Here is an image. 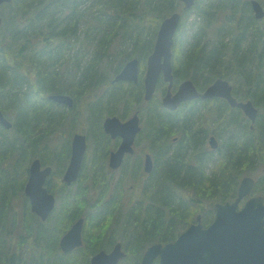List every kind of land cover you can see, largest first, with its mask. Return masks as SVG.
Here are the masks:
<instances>
[{
    "label": "trees",
    "instance_id": "16d2710c",
    "mask_svg": "<svg viewBox=\"0 0 264 264\" xmlns=\"http://www.w3.org/2000/svg\"><path fill=\"white\" fill-rule=\"evenodd\" d=\"M250 1L196 0L191 9L180 0H11L0 6V108L13 124H0V264H89L90 256L120 238L127 247L120 264H140L148 246L174 241L198 214L204 226L212 222L215 203L233 201L243 177H254L253 193L264 196V18H255ZM179 8L182 18L194 11L203 22L187 40L177 30L174 84L190 78L204 91L226 78L238 100L258 108L254 126L221 98L185 102L176 111L164 108L159 93L143 101L145 61L161 22ZM134 57L141 62L138 83L112 84L109 69L117 74ZM163 85L160 79L162 94ZM51 93H68L76 104L68 109L49 100ZM135 109L144 111L143 134L157 162L144 187L147 203L131 207L124 222V206L112 194L116 184L105 168L113 144L103 120ZM77 117L89 124L100 156L85 160L69 186L60 180L70 137L62 145L50 140ZM211 135L220 138L218 153L208 147ZM20 155L55 166L61 200L46 222L29 205L13 216L4 211L13 192L29 204L25 180L15 178L21 169L28 172ZM80 216L86 217L84 245L62 253L60 238Z\"/></svg>",
    "mask_w": 264,
    "mask_h": 264
},
{
    "label": "water",
    "instance_id": "95a60500",
    "mask_svg": "<svg viewBox=\"0 0 264 264\" xmlns=\"http://www.w3.org/2000/svg\"><path fill=\"white\" fill-rule=\"evenodd\" d=\"M184 9H191L196 0H180ZM11 0H0V6ZM251 7L257 19L264 18V7L259 0H251ZM182 14L176 11L166 17L157 32L154 49L147 59L144 77V97L152 100L160 78L168 82V88L162 97L165 108L174 111L179 105L194 99H225L231 107L239 108L252 122H256L258 108L252 100H238L233 94V85L226 78H217L204 91H200L192 79L182 81L174 91L173 46L175 35L180 25ZM0 24L2 17L0 15ZM140 79V60L137 57L129 59L121 71L116 74L113 82L129 81L135 84ZM49 99L72 107L74 98L68 94L53 93ZM0 123L6 128L12 127L11 120L0 109ZM104 130L112 137H121L122 142L110 156L109 165L117 168L121 165L124 155L134 151L133 145L141 130L139 112L129 119L122 121L118 116H108L103 123ZM210 145L216 149L219 145L217 138L210 137ZM87 136L76 133L72 140L71 158L63 176L68 185L79 178L87 149ZM153 159L146 155L145 171L153 169ZM52 173V167H42L39 158L33 160L29 169V177L25 193L30 198L31 210L46 220L54 210L56 197L46 187V181ZM255 178L245 176L238 188V195L233 201L217 202L215 218L206 227L202 223V215L197 216L196 222L184 230L176 240L166 244L150 245L140 264H264V196L252 195ZM84 218H79L63 235L60 246L63 251H71L83 244L82 229ZM127 255L122 243H117L111 251L101 250L92 256L90 264H119Z\"/></svg>",
    "mask_w": 264,
    "mask_h": 264
},
{
    "label": "flooded vegetation",
    "instance_id": "af4514ba",
    "mask_svg": "<svg viewBox=\"0 0 264 264\" xmlns=\"http://www.w3.org/2000/svg\"><path fill=\"white\" fill-rule=\"evenodd\" d=\"M186 80V79H185ZM184 81V80H183ZM182 82V81H181ZM180 82V83H181ZM179 83V84H180ZM178 84V85H179ZM51 94H53V93H51ZM62 94H68V93H62ZM50 95V94H49ZM49 95H48V98H49ZM68 95H70V94H68ZM70 96H72V95H70ZM73 97V96H72ZM198 99H201V98H198ZM49 100H51V99H49ZM194 100H196V99H194ZM194 100H188V101H185V102H192V101H194ZM202 100H204V99H202ZM206 100H208V99H206ZM51 101H53V100H51ZM54 102V101H53ZM74 102H75V99H74ZM185 102H183V103H185ZM55 103H57V102H55ZM183 103H181L180 105H179V107L183 104ZM57 104H60V105H64V107H66V105L65 104H62V103H57ZM178 107V108H179ZM67 108V107H66ZM69 108V107H68ZM177 108V109H178ZM1 109V108H0ZM176 109V110H177ZM175 110V111H176ZM134 114V113H133ZM133 114H131L127 119H129ZM114 116V115H113ZM119 117V116H118ZM122 121H125V120H127V119H122L121 117H119ZM105 119V118H104ZM104 123V122H103ZM140 124H141V130L139 131V133L137 134V135H140V133L143 131V129H145L144 128V126H145V124H144V121H143V119H142V117L140 116ZM103 129H104V127H103ZM105 131V130H104ZM76 133H83V134H85L86 136H87V143H88V140L89 141H91L90 139H89V136H88V132L87 133H84V132H82V131H79V132H76ZM76 133H74V135L76 134ZM105 133L106 134H108L109 136H110V140H111V142H112V144H113V146H112V148H111V150L109 151V153L108 154H105L104 155V158H105V168H106V164L108 163V167H109V169L111 170V172H113V173H115V174H112V177H113V179H114V182H115V184H116V187L114 186L111 190H112V194H114V193H117L118 194V197L119 198H121V201H122V204H123V206L125 207V205L127 204V203H131V201H133V200H135V199H137L134 203H133V205L131 206V207H133L134 205H137L141 200L142 201H144V203H147V196H146V193H145V190H144V187H145V185H146V183H147V181H148V179H149V177L151 176V174H152V172H153V169H154V167H155V164H156V157L154 156V154L152 153V152H150V149L147 147V152H146V150H140V149H138L137 148V146H136V144H137V140H138V138H137V136H136V139H135V142H134V145H133V148H134V151L132 152V153H126L125 155H124V158H123V161H122V163H121V165L119 166V167H117V168H111L110 167V165H109V162H110V156H111V153L113 152V151H116L118 148H119V146H120V144H121V142H122V138L121 137H119V136H117V137H112L109 133H107L106 131H105ZM73 135V136H74ZM212 136V135H211ZM210 136V137H211ZM210 137H209V140H210ZM217 138V137H216ZM72 140H73V138H72ZM72 140H71V143H70V157H69V161H68V163H67V166H66V168L68 167V164H69V162H70V158H71V151H72ZM218 140V139H217ZM95 141V140H94ZM94 141H92V143L94 142ZM147 144L149 143L148 141L146 142ZM210 143V142H209ZM218 143H219V140H218ZM96 144V143H95ZM111 144V143H110ZM218 147H219V145H218ZM217 147V148H218ZM89 148L90 147H88V145H87V149H86V153H85V157H84V161L85 160H88V159H86V157H88V151H89ZM216 148V149H217ZM147 154H150L151 156H152V159H153V169H152V171L151 172H147V171H145V159H146V155ZM99 156L100 155H95V154H93V156H92V158H91V161H95V159H97V158H99ZM103 157V156H102ZM36 158H39V157H34L33 159H32V162H33V160H35ZM40 159V158H39ZM40 161H41V159H40ZM84 161H83V164H84ZM89 161V160H88ZM135 162H137V164H135ZM41 164H42V166H43V168H45V167H47V166H51L52 167V173L51 174H53V172H54V169H55V166L54 165H44L43 163H42V161H41ZM83 164H82V167H83ZM134 167H137L136 168V170H134ZM107 170V169H106ZM65 171H66V169H65ZM65 171L62 173V180H63V176H64V173H65ZM103 171V170H102ZM115 171V172H114ZM108 172V171H107ZM118 174V175H117ZM117 177H116V176ZM78 180V179H77ZM77 180L76 181H74L73 183H75V182H77ZM63 182L64 183H66L67 184V182H65L64 180H63ZM124 182V183H123ZM129 182H131L130 184H128ZM72 183V184H73ZM120 183H123V185L124 186H122V188H121V193H120V196H119V184ZM47 184H48V182H47ZM72 184H70L69 186H71ZM68 185V184H67ZM128 185H131V187H129ZM47 188H48V190L50 191V188H49V185L47 186ZM129 189H131L132 191L131 192H129ZM53 194L55 195V193L53 192ZM28 199H29V202H30V198L28 197ZM125 199V200H124ZM20 201V206H28V204L25 202V204H23V200L21 201V200H19ZM127 202V203H126ZM58 205H59V203H57V198H56V203H55V207H54V210L51 212V214H50V216H52V213L53 212H55V210L57 209V207H58ZM30 207H31V203H30ZM124 209V208H123ZM128 213L129 212H127V215H128ZM38 215V214H37ZM123 215H124V211H123ZM122 215V216H123ZM127 215H126V217L123 219V221L124 222H126V218H127ZM48 217L47 218V220L48 219H50L51 217ZM81 217H83L84 218V225H83V229H82V239H83V242H84V229H85V222H86V217L85 216H80V218ZM79 219V218H78ZM77 219V220H78ZM43 221V220H42ZM74 224V223H73ZM72 224V225H73ZM71 225V226H72ZM70 226V227H71ZM68 231V230H67ZM66 231V232H67ZM65 232V233H66ZM64 233V234H65ZM63 234V235H64ZM63 235L61 236V238L63 237ZM61 238H60V241H61ZM59 241V242H60ZM119 242H121L122 243V248H123V250L124 251H126L127 252V247H126V242L124 241V239H122V238H120L119 240H117L116 242H115V244H113L110 248H103V249H101V250H106V251H111L113 248H114V246L117 244V243H119ZM60 244V243H59ZM60 249H61V251H62V253H70L71 251H73V250H71V251H67V252H65V251H63L62 250V248H61V246H60ZM100 250V251H101ZM99 252V251H98ZM97 253V252H96ZM96 253H94L92 256H94ZM92 256H90V260H91V258H92Z\"/></svg>",
    "mask_w": 264,
    "mask_h": 264
},
{
    "label": "rangeland",
    "instance_id": "374dc122",
    "mask_svg": "<svg viewBox=\"0 0 264 264\" xmlns=\"http://www.w3.org/2000/svg\"><path fill=\"white\" fill-rule=\"evenodd\" d=\"M260 2H261V4L263 5V7H264V0H259ZM182 8H179L178 9V11L179 10H181ZM252 12H253V15H255L254 14V11L252 10ZM256 18V17H255ZM257 19V18H256ZM202 22H203V18H199L196 14H195V12L194 11H192V12H190L189 14H187V15H185V16H183V18H182V21H181V25H180V29H179V31H178V36L180 35V36H182V39L183 40H187L188 38L190 39V37L192 36V34L197 30V28H198V26L200 25V24H202ZM219 24H215V26L214 27H216V26H218ZM213 27V28H214ZM83 35H82V40H83ZM227 39H229L230 38V35H228L227 37H226ZM179 42V41H178ZM128 45V44H127ZM114 46H117V44H115L114 43ZM81 47V43H79L78 44V48H80ZM75 50H77V49H75ZM126 61H128V60H126ZM118 62L115 60V61H113L112 62V67L114 66V65H116ZM126 63V62H125ZM140 68H141V62H140ZM146 68H147V60L145 61V72H144V76H145V73H146ZM109 72H110V74L108 75V77H110V76H112V79L115 77V73H113V70L110 68L109 69ZM161 79L163 80V78L161 77ZM111 82H112V80H111ZM163 82H164V85H163V87H166V91H167V88H168V82H166V81H164L163 80ZM114 83H121V82H112V84H114ZM158 86H159V84H158ZM178 86L179 85H175L174 84V87H173V90L175 91L177 88H178ZM161 89H162V87H158L157 88V91H156V93H155V95H154V97L155 96H157L158 95V93H159V95H160V99H161V101H162V97L164 96V94L166 93V91H165V93H163L162 94V91H161ZM153 97V98H154ZM73 98H75V97H73ZM152 98V99H153ZM76 99V98H75ZM143 101H145V103H148V102H150L151 100H146L145 99V97L143 96ZM84 102H85V100H84ZM76 103L74 102V104H73V106L72 107H69L68 105H66V107L68 108H73L74 107V105H75ZM64 106V105H63ZM68 108V109H69ZM79 108V107H78ZM83 108V107H82ZM169 110V109H168ZM81 111H82V115H83V117H84V119L86 120V121H88V119H87V112H85V111H83V109H81ZM135 112H139V115L142 117V119H144V116L142 115L143 113H144V111H140V110H134L131 114H133V113H135ZM244 114V113H243ZM245 115V114H244ZM108 116H113V114H108L106 117H108ZM114 116H119V117H121L119 114H114ZM130 116V114L127 116V117H125V118H122V119H127L128 117ZM246 116V115H245ZM105 117V118H106ZM247 117V116H246ZM79 117H77V122L75 123V125L74 126H71L70 128H66L65 130H64V132L63 133H60L56 138L54 137H51V139L52 140H50V143H51V145H52V141L54 140V143L55 144H57V145H62L64 142H66L67 141V138L68 137H70V143H71V140H72V138H73V135H74V133H76V132H79V131H82V132H84V133H87V129H89V124L87 123V122H84V123H80L79 121ZM103 122H104V120H103ZM145 134H143V131L140 133V135H137V138H138V140H137V144H136V146H137V148L138 149H140V150H146V152H147V141H146V138H145ZM216 137V136H215ZM206 139H207V144H208V147H209V149H211V150H213L214 151V153H218L216 150L217 149H213L212 147H211V145H210V143H209V136H207L206 137ZM219 141H220V138H217ZM96 140L92 143V141H89L88 140V147H90L89 148V151H88V157H86V159H88L89 161H91V158H92V156H93V154H95L94 152H95V147H96ZM219 144H220V142H219ZM150 152H151V150H150ZM17 154H19L18 152H16ZM27 154V153H26ZM20 157H22V161L20 162V164L21 165H24V166H26L28 169H27V174L26 175H24L23 173H24V171L25 170H22L21 169V172H19L18 174H16V176H15V178H16V180H18V181H20V182H22V181H24V191H23V193L25 194V196L28 198V196L26 195V193H25V185H26V183H27V180H28V177H29V169H30V165H31V163H32V160L31 159H27L26 157H23V156H21L20 155ZM19 157V158H20ZM212 166V164H210V167ZM20 167H23V166H20ZM43 167V166H42ZM106 169H107V174L109 175V177L110 176H112V174H115V173H113V172H111V170L109 169V167H108V163L106 164ZM87 172V171H86ZM118 175V174H117ZM116 176V175H115ZM117 177V176H116ZM50 182L51 181V183H52V187L53 188H56V189H58V191H59V193L58 192H54L55 193V197L57 198V203H59L60 202V200H61V198H60V193H61V188L59 187V185H58V180H53V176H52V174H50L49 175V177H48V179H47V181H46V187L48 186V184H47V182ZM61 182H63V180H62V177H61V180H60ZM131 182H129L128 184H130ZM129 187H131V185H128ZM52 187H50L49 186V188H50V192L53 194V191H52ZM97 189H100L99 188V186H96V190L95 191H97ZM132 190L131 189H129V192H131ZM12 195H13V197L11 196V199H10V202L8 201V203H6V206H5V209H4V211H9V213L13 216V213H14V209H15V211L19 214L20 213V210H22V209H24L25 207L27 208L28 206H20V201H19V196H17L16 194H14V192L12 193ZM55 198V199H56ZM29 200V199H28ZM125 200V199H124ZM137 199H135V200H133V201H131V203H127L126 205H125V207H124V215L122 216V219H124L125 217H126V215H127V212H128V210L131 208V206L133 205V203L136 201ZM25 202L26 201H24L23 202V204H25ZM207 204V203H206ZM29 208H30V211L32 212V213H34L32 210H31V207H30V202H29ZM208 205V204H207ZM35 214V213H34ZM51 217V216H50ZM49 220V219H48ZM34 221V220H33ZM32 221V224L34 223ZM47 221V219L46 220H44L43 222H46ZM8 238H10L11 240H9L10 242H13V245L15 244V241H14V235L13 234H11V235H9V236H7ZM6 237V238H7Z\"/></svg>",
    "mask_w": 264,
    "mask_h": 264
}]
</instances>
